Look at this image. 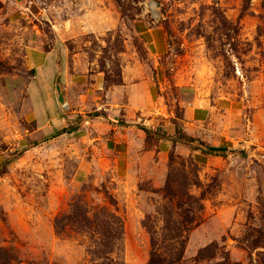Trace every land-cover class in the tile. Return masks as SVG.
I'll return each mask as SVG.
<instances>
[{"label": "rangeland", "instance_id": "rangeland-1", "mask_svg": "<svg viewBox=\"0 0 264 264\" xmlns=\"http://www.w3.org/2000/svg\"><path fill=\"white\" fill-rule=\"evenodd\" d=\"M0 264H264V0H0Z\"/></svg>", "mask_w": 264, "mask_h": 264}, {"label": "crops", "instance_id": "crops-1", "mask_svg": "<svg viewBox=\"0 0 264 264\" xmlns=\"http://www.w3.org/2000/svg\"><path fill=\"white\" fill-rule=\"evenodd\" d=\"M35 55H41V56H44V55H42V54H37V53H32V54H29L28 55V58H27V63H28V68L29 69H31V70H33V69H39V68H41V67H43L44 66V64L46 63V57L44 56V61H43V63H36L35 62V60H34V56ZM53 73L55 72L54 71V69H53V71H52ZM57 74V72H55L54 74H53V77H55V75ZM40 75V74H39ZM57 76V75H56ZM37 79V78H36ZM50 77H48V78H46L45 80H49L50 81ZM53 80V79H52ZM51 80V81H52ZM26 88H27V93H28V96H30L31 97V99L33 100V102H35L36 101V94L38 93V91L40 90V83L38 82V81H36V82H34V81H31V82H28L27 83V85H26ZM5 89V88H4ZM36 103V102H35ZM204 114V112H202L201 110H198L197 112H196V116H201V115H203Z\"/></svg>", "mask_w": 264, "mask_h": 264}, {"label": "water", "instance_id": "water-1", "mask_svg": "<svg viewBox=\"0 0 264 264\" xmlns=\"http://www.w3.org/2000/svg\"><path fill=\"white\" fill-rule=\"evenodd\" d=\"M56 91H57V100L59 102L60 105H64L65 104V93L63 91V88L60 84H56ZM157 138L162 139V140H174L175 138L173 137H168V136H164V135H156ZM195 145L199 148L202 149L204 151H206L207 153H211V154H216V155H226L228 154L227 151L224 150H214L212 148H207L206 146H204L203 144H201L200 142H196Z\"/></svg>", "mask_w": 264, "mask_h": 264}, {"label": "trees", "instance_id": "trees-1", "mask_svg": "<svg viewBox=\"0 0 264 264\" xmlns=\"http://www.w3.org/2000/svg\"><path fill=\"white\" fill-rule=\"evenodd\" d=\"M101 119V120H106L107 122H109V123H112V124H114V122H112V120H110L109 118H108V116L107 115H105V114H96V115H94V116H92V119ZM122 124H124V123H122ZM126 126V125H125ZM77 130V128H71V129H68V130H63V131H61L59 134H62V133H65L66 131H71V132H73V131H76ZM144 131L146 132V134L148 135V136H150V132H148L147 130H145L144 129ZM184 137L185 138H187L185 135H184ZM187 139H189V138H187ZM191 141H192V139H191ZM34 145H36V144H34ZM212 149H214V150H225V149H223V148H215V147H213ZM27 151V149H25L23 152H22V154L23 153H25ZM20 155V154H19ZM18 155V156H19ZM168 191V190H167Z\"/></svg>", "mask_w": 264, "mask_h": 264}]
</instances>
